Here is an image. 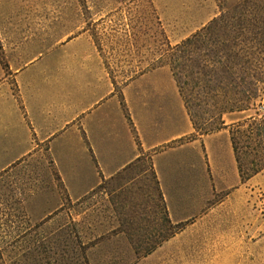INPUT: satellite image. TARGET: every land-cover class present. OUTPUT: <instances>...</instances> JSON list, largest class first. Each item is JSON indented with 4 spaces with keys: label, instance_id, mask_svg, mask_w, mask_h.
Wrapping results in <instances>:
<instances>
[{
    "label": "crops",
    "instance_id": "1",
    "mask_svg": "<svg viewBox=\"0 0 264 264\" xmlns=\"http://www.w3.org/2000/svg\"><path fill=\"white\" fill-rule=\"evenodd\" d=\"M85 16L63 0H0V177L47 161L75 202L146 159L170 222L184 224L152 253L177 250L214 218V190L241 181L234 121L190 138L171 69L115 83Z\"/></svg>",
    "mask_w": 264,
    "mask_h": 264
},
{
    "label": "rangeland",
    "instance_id": "2",
    "mask_svg": "<svg viewBox=\"0 0 264 264\" xmlns=\"http://www.w3.org/2000/svg\"><path fill=\"white\" fill-rule=\"evenodd\" d=\"M238 1L63 0L81 6L93 21L90 34L119 85L169 67L171 47ZM247 46L251 57L255 42ZM250 117V127L238 126ZM263 119L264 85L249 109L222 115L223 122L234 121L243 176L264 165V137L258 134ZM204 123L218 128L219 116ZM255 175L227 191L214 190L213 203L206 204L214 218L185 245L142 256L168 231L146 159L75 202L47 161L18 165L0 177V264H264V168Z\"/></svg>",
    "mask_w": 264,
    "mask_h": 264
},
{
    "label": "trees",
    "instance_id": "3",
    "mask_svg": "<svg viewBox=\"0 0 264 264\" xmlns=\"http://www.w3.org/2000/svg\"><path fill=\"white\" fill-rule=\"evenodd\" d=\"M252 41L255 42V53L250 57L247 44ZM169 52L166 64L172 71L195 130L190 138L220 129L224 113L249 109L260 98L264 85V0H239L175 44ZM214 110L217 111L215 114ZM214 115L219 116L220 126L205 127V117ZM254 121L255 118L250 117L238 126L250 127ZM260 128L258 134L264 137V119ZM232 141L237 152L233 137ZM237 160L241 180L249 179L264 168L263 165L243 176L238 153ZM151 175L158 191L160 220L168 231L159 233L141 252L142 256L152 253L184 228L183 223L170 222L158 183L154 174Z\"/></svg>",
    "mask_w": 264,
    "mask_h": 264
}]
</instances>
